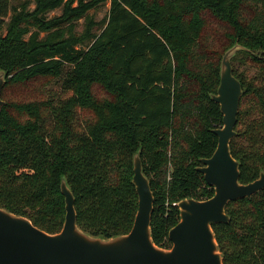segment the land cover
Here are the masks:
<instances>
[{
  "label": "trees",
  "instance_id": "obj_1",
  "mask_svg": "<svg viewBox=\"0 0 264 264\" xmlns=\"http://www.w3.org/2000/svg\"><path fill=\"white\" fill-rule=\"evenodd\" d=\"M11 1L0 0L5 85L60 79L66 96L40 91V98L4 101L0 208L59 233L64 180L81 231L126 235L137 210L132 177L139 152L154 197L151 238L169 249L177 203L214 193L196 171L214 152L212 130L222 125L211 100L221 56L214 36L202 31L204 12L227 29L223 50L245 48L231 60L240 61L231 66L243 91L229 146L239 182L264 172V0H33L31 10H14L5 22ZM107 2L104 19L88 15ZM57 9L60 15L49 18ZM225 213L228 223L212 225L223 264H264V190L228 203Z\"/></svg>",
  "mask_w": 264,
  "mask_h": 264
},
{
  "label": "water",
  "instance_id": "obj_2",
  "mask_svg": "<svg viewBox=\"0 0 264 264\" xmlns=\"http://www.w3.org/2000/svg\"><path fill=\"white\" fill-rule=\"evenodd\" d=\"M242 50L245 48L236 43L222 56L219 85L211 96L219 106L222 125L212 130L217 138L214 152L201 159V166L196 168L214 193L206 200L184 199L177 203L179 221L168 231L169 249L158 248L151 238L154 197L137 152L132 184L138 202L128 234L104 239L81 231L76 225L74 197L62 180L65 217L59 233L47 234L28 219L0 208V264H223L212 225L228 223V203L250 199L264 190V172L250 183L239 182V165L229 147L236 135L243 94L232 73L231 59ZM4 83L5 74L0 71V114L5 104L1 99Z\"/></svg>",
  "mask_w": 264,
  "mask_h": 264
},
{
  "label": "rangeland",
  "instance_id": "obj_3",
  "mask_svg": "<svg viewBox=\"0 0 264 264\" xmlns=\"http://www.w3.org/2000/svg\"><path fill=\"white\" fill-rule=\"evenodd\" d=\"M33 0H12L11 6L12 11H8V15L5 18V22L8 21L9 16H11L12 12L14 10L20 11L23 7L26 8V10H31L33 8L32 4ZM109 10V3L107 2L103 6L99 7L97 10L90 11L88 15L92 17L96 21H101L104 19L108 13ZM61 13L60 9L55 10L54 12H51L48 17H56L59 16ZM204 27L202 31L208 32L211 37L214 36V42L217 47L216 51L220 53L221 59L224 53L228 50H223L224 47H222L223 43H225L224 38L222 37L221 31H227V29L224 27L223 24H221L220 21H218L215 17H213L209 12H204L202 14ZM80 21L79 23H81ZM78 30H81V27L78 28ZM232 60V59H231ZM239 65L240 61L236 60L231 65ZM238 67V66H237ZM47 79H41L39 81H36L34 83H25L23 85H3V93L2 98L3 101H15V102H23L24 100H32L36 98H40V91L45 92L46 97H52L53 93H55V96L60 97L61 99L66 96V93L63 92V90L60 88L61 86V80L58 79L56 81L48 82ZM41 83H45L42 85ZM6 86V87H5ZM39 87H45V89H39ZM98 93L100 96V99H104V91L100 88H98ZM54 96V97H55ZM45 127H48V124L50 123V118H46L45 121Z\"/></svg>",
  "mask_w": 264,
  "mask_h": 264
}]
</instances>
